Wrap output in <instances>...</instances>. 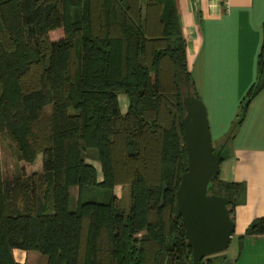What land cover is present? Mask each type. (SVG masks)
I'll return each instance as SVG.
<instances>
[{"label":"trees","instance_id":"16d2710c","mask_svg":"<svg viewBox=\"0 0 264 264\" xmlns=\"http://www.w3.org/2000/svg\"><path fill=\"white\" fill-rule=\"evenodd\" d=\"M159 7V34H147L145 22ZM262 28L257 77L227 141L264 86ZM57 29L62 36L54 40ZM187 92L199 98L171 2L147 0L143 9L140 0H0V133L14 142L18 160L42 158L40 173L7 181L0 159V264H23L13 249L38 252L45 264H192L175 202L187 168ZM119 93L128 99L124 113ZM87 148L97 151L100 181L84 159ZM119 184L129 185L127 209L113 192ZM89 189L93 199L85 197ZM207 192L227 198L234 221L244 182L218 171ZM258 235L263 217L240 239ZM224 260L210 255L199 264Z\"/></svg>","mask_w":264,"mask_h":264},{"label":"crops","instance_id":"0c3cea01","mask_svg":"<svg viewBox=\"0 0 264 264\" xmlns=\"http://www.w3.org/2000/svg\"><path fill=\"white\" fill-rule=\"evenodd\" d=\"M162 1L171 2L176 9L186 42L187 68L205 105L212 136L218 144L225 142L228 147L229 156L220 163L219 177L244 182L246 187L245 202L235 207L234 233L229 242V245L233 243L234 250L232 254H225V259L231 264L240 261L264 264V235L240 239L254 218H264V86L248 103L243 120L230 140L223 141L240 102L257 77L264 0ZM146 2L140 0L143 9ZM159 15L160 7L156 14L151 10L145 22L147 34H159ZM55 31V35L49 34L54 40L61 37L60 29L50 33ZM34 164L42 167L41 154ZM40 168L37 171L24 168V172L29 175L39 172ZM29 253L13 249V257L19 263L30 264Z\"/></svg>","mask_w":264,"mask_h":264},{"label":"water","instance_id":"95a60500","mask_svg":"<svg viewBox=\"0 0 264 264\" xmlns=\"http://www.w3.org/2000/svg\"><path fill=\"white\" fill-rule=\"evenodd\" d=\"M182 104L187 168L175 191V202L191 248L192 264H199L202 258L225 250L234 233L227 198L207 192L210 178L219 171L220 163L229 152L225 142L213 146L203 101L187 92ZM220 264H231V261L225 259Z\"/></svg>","mask_w":264,"mask_h":264},{"label":"rangeland","instance_id":"374dc122","mask_svg":"<svg viewBox=\"0 0 264 264\" xmlns=\"http://www.w3.org/2000/svg\"><path fill=\"white\" fill-rule=\"evenodd\" d=\"M59 32H60V35L62 36L61 31H59ZM56 33H57V31L50 33V35H55ZM117 99H118V104L120 106V109H121L122 113H124V111L127 109V103H128V99H127L126 94L119 93ZM44 110H45L44 114H48V112H50V110H51L50 105H47ZM210 127L211 126H209V129L211 132V137L213 138L212 144L215 147V146H217L218 143L216 142L217 140H216L215 136H212V135H214V134H212L213 129ZM225 140H226V138H224L223 141H225ZM14 151H15V144L11 140V138L8 136V134L5 132L0 133L1 169H2V176H3V179L5 181L11 180L15 177H18L22 173L25 174L24 168L27 170L34 169V171L35 170L37 171V169L41 167V166L38 167L37 164H34L36 159L32 163H28V162H25L23 160H21V161L18 160L15 156ZM83 155H84V159L86 162H92L90 164H92L95 167L98 180H101L102 172H101L100 163H99L98 156H97V151L93 148H87L83 152ZM41 170H42V167L38 170L39 172H35V173H40ZM31 174H34V173H31ZM128 188H129L128 184H123V185L119 184V185H116L113 189L114 194L115 195L117 194L116 195L117 198H120V205L124 209H127L128 205H129V190H128ZM95 194H96V192L89 189V190H86V192H85L86 196L85 197L88 196L89 199H93L91 197V195H95ZM76 196H77V189L74 187L71 189V198H70V205H69L70 210L75 209ZM233 250H234V245L232 243L225 250L218 252V253H215L213 255H216L218 257L219 256L225 257L226 256L225 254H232ZM28 261L30 264H45L46 258H45V256L41 255L38 252L30 251ZM241 262L242 261H240V263H238V264H242Z\"/></svg>","mask_w":264,"mask_h":264},{"label":"built area","instance_id":"2783aa9c","mask_svg":"<svg viewBox=\"0 0 264 264\" xmlns=\"http://www.w3.org/2000/svg\"><path fill=\"white\" fill-rule=\"evenodd\" d=\"M222 1H224V3H227V0H222Z\"/></svg>","mask_w":264,"mask_h":264},{"label":"flooded vegetation","instance_id":"af4514ba","mask_svg":"<svg viewBox=\"0 0 264 264\" xmlns=\"http://www.w3.org/2000/svg\"><path fill=\"white\" fill-rule=\"evenodd\" d=\"M216 147V146H215Z\"/></svg>","mask_w":264,"mask_h":264}]
</instances>
